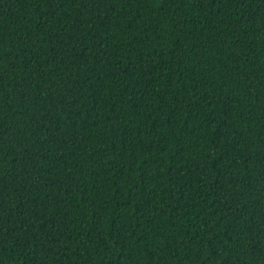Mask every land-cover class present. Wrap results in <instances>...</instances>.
<instances>
[{"label": "trees", "instance_id": "1", "mask_svg": "<svg viewBox=\"0 0 264 264\" xmlns=\"http://www.w3.org/2000/svg\"><path fill=\"white\" fill-rule=\"evenodd\" d=\"M0 264H264V0H0Z\"/></svg>", "mask_w": 264, "mask_h": 264}]
</instances>
